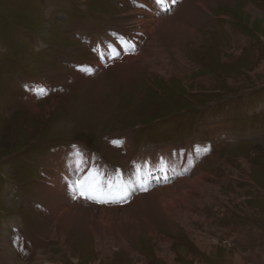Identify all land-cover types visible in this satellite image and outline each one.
<instances>
[{"label":"rangeland","instance_id":"1","mask_svg":"<svg viewBox=\"0 0 264 264\" xmlns=\"http://www.w3.org/2000/svg\"><path fill=\"white\" fill-rule=\"evenodd\" d=\"M127 1L0 0V264L45 259V264H264V0L207 3L205 24L200 21L191 38L189 29L179 27L174 49L162 46L167 56L147 61L152 69L134 63L137 67L124 69L121 77L109 64L86 82L89 72L80 75L77 67L94 61L93 53L78 33L109 39L107 30L120 29L122 15L130 12ZM151 48L145 37L141 53ZM71 60L80 63L75 67L67 63ZM158 66L165 68L163 73L155 70ZM63 78L62 91L61 84L54 85ZM23 79L39 82L49 94L34 96L33 86L25 92ZM118 137L128 144L123 150L118 144L126 143ZM133 142L136 152L131 155ZM159 144L179 154L185 149L180 162L169 159L177 173L173 181L184 172L187 179L204 174L220 193L212 198L223 200L224 210L221 205L219 210L212 204L194 206L197 218L192 220L223 228L221 248L201 251L185 230L157 226L160 242L171 245L160 246L147 234L156 225L155 208L120 215L126 218L116 224L114 216L79 214L70 218L71 229L57 225L48 208L47 213L41 197L48 198L39 188L47 177L43 170L55 171L50 160L60 153L80 151L64 159V172L61 168L56 176L65 184L73 178L74 165L79 171L82 155L122 170L127 168L122 161L142 154L139 164L148 170L150 162L158 172L162 165H155L156 155L149 154ZM71 159L74 164L68 167ZM98 175L94 173L95 184ZM109 184L102 179L97 190L76 197L107 211L135 203L104 201ZM50 199L52 211L66 216L64 197ZM22 220L28 244L11 229V223L21 226ZM194 222L192 230L199 232ZM134 233L142 235L133 240Z\"/></svg>","mask_w":264,"mask_h":264},{"label":"bare ground","instance_id":"2","mask_svg":"<svg viewBox=\"0 0 264 264\" xmlns=\"http://www.w3.org/2000/svg\"><path fill=\"white\" fill-rule=\"evenodd\" d=\"M217 1L218 0H162V2H158V0H128L126 2V7L130 8V12H128L126 15H122V19L124 21L122 27L120 29L111 28L107 30L108 33L106 35L112 37L111 39L101 38L98 33L94 32L84 35H80L78 33V37L86 43V49L93 53V60L95 62H85L83 65H79L78 67L75 64L80 63L79 60H71L67 63L77 67L80 71V75L89 72L86 82L93 80V75L99 73L101 69L109 64L115 68V72H118L121 77H124V69L128 71L130 67H137L134 63H143L144 67L152 69V66L149 67V65H147V61L149 63L151 61L157 62L160 60L162 54L167 56L165 51H160L162 46L167 47L170 45L171 49H174V46L171 45L174 38L176 37L177 29L179 27L189 29L190 32L188 37L191 38L194 34V27H197L199 22L205 19L204 15H209L206 13L209 11L205 5L207 3H216ZM204 24L205 22L203 21L201 25ZM191 25H193V28H190ZM145 37L149 38L152 48L149 50V52H146L145 50V52L143 51L141 53L140 48L141 45L144 44ZM175 41L177 43L179 39H175ZM129 48H132L130 53L121 55L120 51ZM129 60L132 62H128ZM87 68H89L90 71H88ZM155 70L159 73H163L165 68L158 66L155 68ZM174 70H176L175 67ZM65 81V78L62 80L57 79V83L54 86L61 84L60 90L62 89L63 91V88L65 87ZM30 82L32 83L34 81ZM35 83L37 84V82H34V84ZM41 87L35 91L34 96L49 94L48 91H44ZM58 90L59 89L56 91L58 92ZM117 140L126 143V145H123L120 142V144H118L119 149H122L121 147L126 148L128 146L126 140L123 138L118 137ZM122 150H120V152ZM180 150L181 154L177 153L178 150L168 151L165 149V147L158 146L149 155H156L154 156V161L155 165H162L160 171H154L156 166H152L150 162L148 165V170L144 168L143 164H139L142 161L141 159H143L140 157L142 155L141 154L138 161L135 163V166L138 164L136 169L134 170L133 167L126 175H122L120 177L118 176L116 179L114 175L107 169L108 166L106 163H103L102 165L87 155H82L80 158L81 162L79 164V171L76 173V166L74 165L73 178L70 183H65L66 185L60 184L56 179V176L58 175L59 170L63 167L64 159H67L70 155L79 154L80 151L63 152L50 160V163L54 164L57 169L52 172L49 171L48 174L46 171V176L49 181L46 179L48 183L43 189H40L39 194L46 195L48 200H44L41 197L44 206L51 210V215L54 221L57 222V225L60 223L65 229H71L74 227V224L71 222L69 223V220L70 218L79 214L93 215L102 213V216L105 217L109 215L114 216L116 219L112 222L116 224L118 222H124V219L126 218L120 217V215H129L137 210H142L144 212L151 208H155L154 218L156 220V225L152 224L149 227L147 234L149 237L152 236L156 238L160 246L171 245L169 243L164 244L160 242L156 233L157 226L162 227L164 231L185 230L190 239H196L195 245L201 251L210 249L213 250L216 249L215 247L221 248V238L226 236L223 228H219L218 226L209 228V224L204 225L203 223L194 222L192 219L193 217L197 218V213H192L194 212L192 207L196 206L200 209H206L208 208V205L212 204L216 210L222 209L217 208L218 205H221L224 210V201L220 199L219 201L213 200L212 195H220V193L214 189V185L206 179L204 174H201L197 178L192 177L187 179L185 178L186 173L184 172L179 181H173L177 177V173L171 169L175 164L169 159L170 157H176L177 162L182 159V157L186 156L185 149ZM164 155L167 156L166 160L164 159ZM73 164L74 160L71 159L68 161L67 166L70 167ZM121 164L126 166L127 162L122 161ZM211 164H213V162ZM150 166L152 168H150ZM63 172L64 170L62 168L61 173L63 174ZM95 172H99L98 182L96 184V178L94 177ZM154 175L158 179L156 184H152ZM102 179H106L110 182V184L106 186L105 192L106 190H113L116 187L123 189L122 194H120L118 197L115 196L116 198L114 196L105 194L103 198L104 201H133L135 203L129 209H115L113 211H107L104 209H96L90 205H84L83 201H85V199L76 197V193L83 195L85 192H94L97 190ZM63 197V201H67L65 205L68 211L66 212V216L62 215L61 213L58 214V211H52L51 208L53 204L50 201L54 200H49V198L60 199ZM69 201H72V203ZM35 204L36 203L33 201L29 203L31 206ZM36 206L38 205L36 204ZM38 207L40 208V206ZM161 210H166V212H162ZM206 217V215L203 216V218ZM192 222L199 224L198 231L200 233L196 230H194L195 232L192 230ZM127 225L133 224H130L128 221ZM13 226H15L14 223L11 224V227ZM200 229L205 232V234L202 233ZM213 233H217L215 235V240L212 239ZM54 234L56 235V231ZM141 235L142 234L140 233H134L131 234V238L135 240ZM121 243L122 245L128 246V240L125 238L121 239ZM130 249L134 251L133 248ZM123 252L128 253V251L125 249H123ZM134 252L138 253L136 251ZM165 253L169 254L168 250H166ZM7 260L8 259H6V261ZM45 263H49V260L45 259L44 262H41L40 264Z\"/></svg>","mask_w":264,"mask_h":264},{"label":"crops","instance_id":"3","mask_svg":"<svg viewBox=\"0 0 264 264\" xmlns=\"http://www.w3.org/2000/svg\"><path fill=\"white\" fill-rule=\"evenodd\" d=\"M46 179L49 181V179L46 177ZM46 179L45 180H43L42 181V183H41V187L39 188V189H43L45 186H46V184L48 183V181H46ZM39 191V190H38ZM38 198V197H37ZM42 206H40V208H41ZM46 208V207H45ZM42 209V208H41ZM47 209V208H46ZM47 211V213H48V209L46 210Z\"/></svg>","mask_w":264,"mask_h":264},{"label":"snow or ice","instance_id":"4","mask_svg":"<svg viewBox=\"0 0 264 264\" xmlns=\"http://www.w3.org/2000/svg\"><path fill=\"white\" fill-rule=\"evenodd\" d=\"M158 2H162V0H158Z\"/></svg>","mask_w":264,"mask_h":264}]
</instances>
